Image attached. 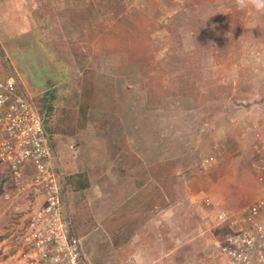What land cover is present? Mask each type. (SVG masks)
Masks as SVG:
<instances>
[{"label": "rangeland", "instance_id": "1", "mask_svg": "<svg viewBox=\"0 0 264 264\" xmlns=\"http://www.w3.org/2000/svg\"><path fill=\"white\" fill-rule=\"evenodd\" d=\"M0 54L55 136L90 264H226L216 243L264 197L253 0H0ZM34 200L0 171V264H27Z\"/></svg>", "mask_w": 264, "mask_h": 264}, {"label": "built area", "instance_id": "2", "mask_svg": "<svg viewBox=\"0 0 264 264\" xmlns=\"http://www.w3.org/2000/svg\"><path fill=\"white\" fill-rule=\"evenodd\" d=\"M76 149L70 142L74 159L79 153ZM0 171L3 180H29L35 190L34 204L20 219L27 264H90L68 206L71 182L55 136L1 54ZM229 219L225 213L219 215L221 223ZM235 224H230L231 232L216 243L217 256L226 264H264V197Z\"/></svg>", "mask_w": 264, "mask_h": 264}, {"label": "crops", "instance_id": "3", "mask_svg": "<svg viewBox=\"0 0 264 264\" xmlns=\"http://www.w3.org/2000/svg\"><path fill=\"white\" fill-rule=\"evenodd\" d=\"M116 43L117 42H115V41H111V46L112 47H116L118 50H114V49H110L109 50V52L108 53H117L118 51H120L119 50V47H118V45H116ZM135 57H133V59L131 60H128V61H125V63H123V64H125V65H131V64H135L136 62H137V58L136 59H134ZM70 209V208H69ZM71 209H72V207H71ZM73 210V209H72ZM161 211H163V214L165 213H168V209L167 210H161ZM70 212H71V210H70ZM153 213H155V215L153 216L152 214ZM71 215H72V212H71ZM161 216V213L158 211V210H155V211H153L151 214H150V217L148 218V220L149 219H154L157 223L159 222L161 225H164V223H161L160 221H161V219H159V220H156V218H159V217ZM73 217V216H72ZM149 221H151V220H149ZM153 222V221H152ZM166 225V224H165ZM164 225V226H165ZM167 240V239H166ZM173 241H175L174 239H172ZM197 263V262H196ZM198 264V263H197ZM207 264H209V263H207Z\"/></svg>", "mask_w": 264, "mask_h": 264}, {"label": "clouds", "instance_id": "4", "mask_svg": "<svg viewBox=\"0 0 264 264\" xmlns=\"http://www.w3.org/2000/svg\"><path fill=\"white\" fill-rule=\"evenodd\" d=\"M253 2L257 10L264 11V0H253Z\"/></svg>", "mask_w": 264, "mask_h": 264}, {"label": "trees", "instance_id": "5", "mask_svg": "<svg viewBox=\"0 0 264 264\" xmlns=\"http://www.w3.org/2000/svg\"><path fill=\"white\" fill-rule=\"evenodd\" d=\"M62 162V161H61ZM63 165V164H62ZM67 175L69 176V180H70V182L72 181V179L70 178L71 176H70V174H68L67 173ZM72 183V182H71ZM69 190V189H68ZM67 198H68V194H67Z\"/></svg>", "mask_w": 264, "mask_h": 264}]
</instances>
